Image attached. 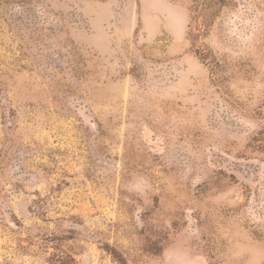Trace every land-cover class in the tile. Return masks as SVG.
I'll use <instances>...</instances> for the list:
<instances>
[{
	"label": "rangeland",
	"instance_id": "rangeland-1",
	"mask_svg": "<svg viewBox=\"0 0 264 264\" xmlns=\"http://www.w3.org/2000/svg\"><path fill=\"white\" fill-rule=\"evenodd\" d=\"M0 264H264V0H0Z\"/></svg>",
	"mask_w": 264,
	"mask_h": 264
}]
</instances>
